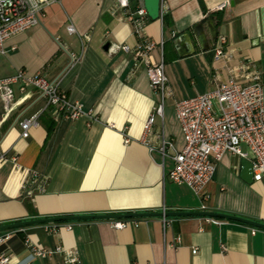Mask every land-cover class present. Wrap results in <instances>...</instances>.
<instances>
[{"label": "crops", "instance_id": "crops-1", "mask_svg": "<svg viewBox=\"0 0 264 264\" xmlns=\"http://www.w3.org/2000/svg\"><path fill=\"white\" fill-rule=\"evenodd\" d=\"M162 5L169 26L160 18H148L143 29L156 45L163 42L161 49L151 52L152 59H162L172 93L154 129L162 130L180 151L183 137L174 101L211 91L215 76L220 82L227 80L230 68L240 62L251 64L263 77L264 0H162ZM137 7L136 0H129L130 11ZM215 13L221 16L219 25ZM124 14L116 0H56L45 6L39 25L6 41L0 79L18 70L27 76L41 74L79 103L84 115L75 121L57 120L37 92L22 94L16 86L8 110L0 100V225L162 210L209 211L264 224V180L246 185L239 177L237 156L226 153L218 161L205 188L207 198L201 200L188 187L165 179L174 166L172 151L163 159L140 142L158 98L149 88L145 69H133L132 51L139 40ZM207 19L217 36L226 39L224 59L213 58ZM199 24L208 41L205 52L192 34ZM68 26L74 34H68ZM118 46H127L129 52ZM77 56L78 61L72 60ZM33 116L38 126L23 139L18 124ZM32 173L43 182V192L29 197L22 186ZM169 219L165 231L161 218L153 217L136 219V227L123 230L111 229L110 220L20 228L0 246V254L11 264H64L59 254L31 256L27 240L41 250H76L79 264H264L261 230L252 233L254 228L247 225L204 217Z\"/></svg>", "mask_w": 264, "mask_h": 264}, {"label": "built area", "instance_id": "built-area-1", "mask_svg": "<svg viewBox=\"0 0 264 264\" xmlns=\"http://www.w3.org/2000/svg\"><path fill=\"white\" fill-rule=\"evenodd\" d=\"M56 0H0V56L5 55V43L25 30L40 24L45 6ZM138 7L129 10V0H116V8L125 12L124 19L133 29V34L139 40L132 51L133 69L143 67L146 72L150 90L158 98L143 124L140 142L152 151L160 153L162 158L169 156L174 163L173 169L165 179L176 185L188 187L201 200L207 198L205 188L212 180L216 165L226 153L233 154L238 159H245L251 164L253 182L264 180V81L262 74L247 62H240L230 68L229 77L219 81L215 76V87L202 95L173 102L175 119L183 137V147L176 151L173 143L168 140L162 130H155L156 119L163 120L166 102L172 99L168 79L164 72L162 59L154 62L152 53L156 47L162 48L163 42L156 45L144 35L143 29L148 19L142 0H136ZM220 6L219 9H222ZM159 18L166 14V9L160 0ZM68 34L75 33L73 26H68ZM87 41L89 36H83ZM212 54L214 60L227 57L226 39L216 36ZM116 49L128 53L127 46ZM80 56L72 58L78 61ZM20 93L31 89L45 100V108L54 112V117L61 121H75L84 115L79 103L71 102L60 90L57 83L50 82L41 74L27 76L23 70H18L12 76L0 79V100L4 110H8L14 101V87ZM20 137L27 139L29 131L38 126L37 117L22 120L18 124ZM155 139V142L152 140ZM128 143V140H125ZM245 148V151L243 150ZM3 156H0L2 159ZM16 169H19L16 166ZM42 181L34 173L26 181L22 190L31 197L35 191L43 192ZM162 212H165L162 210ZM163 231L170 226L169 218H161ZM218 223L217 221H214ZM136 219L110 220L111 229L123 230L128 226H137ZM69 228V227H68ZM259 229H252V233ZM263 231V230H261ZM15 231L0 232V246L10 240ZM264 232V231H263ZM178 237L175 243H178ZM25 247L31 256L45 258L52 254L63 255L64 264H79L76 250L56 248L53 251L41 250L25 241ZM194 253V251L192 252ZM195 254V253H194ZM0 264H11L10 258L0 254Z\"/></svg>", "mask_w": 264, "mask_h": 264}, {"label": "water", "instance_id": "water-1", "mask_svg": "<svg viewBox=\"0 0 264 264\" xmlns=\"http://www.w3.org/2000/svg\"><path fill=\"white\" fill-rule=\"evenodd\" d=\"M144 12H146L147 17L155 21L159 19L160 11V0H142ZM205 27L208 33L209 40L214 44L217 36V29L212 24L211 19H207L205 21ZM192 34L196 39V42L201 49V51H207L209 49L208 41L204 33V28L202 25H196ZM188 37V36H187ZM109 43L104 44L103 50L104 52L108 49ZM264 81V75H263ZM251 164L249 161L245 159L240 160V169H239V177L242 181L247 184H251L252 180V172ZM204 217L218 220H228L232 222L241 223L247 225L254 229H259L264 231V224L244 218H240L237 216H232L228 214H221L216 212L209 211H165V212H143V213H127V214H104V215H74V216H58L51 218H38L27 221L15 222L10 224H2L0 225V232L4 231H14L20 228L38 226V225H50V224H58L63 222H76V221H91V220H127V219H145V218H180V217Z\"/></svg>", "mask_w": 264, "mask_h": 264}, {"label": "trees", "instance_id": "trees-1", "mask_svg": "<svg viewBox=\"0 0 264 264\" xmlns=\"http://www.w3.org/2000/svg\"><path fill=\"white\" fill-rule=\"evenodd\" d=\"M214 15L216 16V21H217L215 23H217V25H219L220 24L219 22H221V16L218 13H215ZM161 19H162V22H163L165 27L169 26L170 21H169L167 14L163 15Z\"/></svg>", "mask_w": 264, "mask_h": 264}]
</instances>
